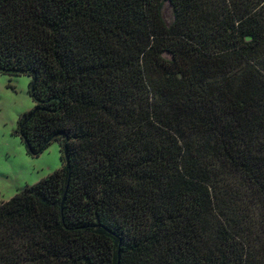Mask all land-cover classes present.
<instances>
[{
	"label": "trees",
	"instance_id": "trees-1",
	"mask_svg": "<svg viewBox=\"0 0 264 264\" xmlns=\"http://www.w3.org/2000/svg\"><path fill=\"white\" fill-rule=\"evenodd\" d=\"M0 74L61 160L0 264H264V0H0Z\"/></svg>",
	"mask_w": 264,
	"mask_h": 264
},
{
	"label": "rangeland",
	"instance_id": "rangeland-1",
	"mask_svg": "<svg viewBox=\"0 0 264 264\" xmlns=\"http://www.w3.org/2000/svg\"><path fill=\"white\" fill-rule=\"evenodd\" d=\"M160 14L165 25L172 21L168 3L162 5ZM28 82L24 76L0 74V202L61 167L58 143L52 142L38 157H32L16 134L18 119L33 108Z\"/></svg>",
	"mask_w": 264,
	"mask_h": 264
}]
</instances>
